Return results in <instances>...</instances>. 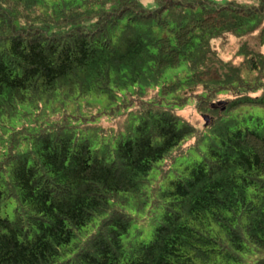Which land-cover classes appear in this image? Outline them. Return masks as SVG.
I'll return each instance as SVG.
<instances>
[{
	"label": "trees",
	"instance_id": "16d2710c",
	"mask_svg": "<svg viewBox=\"0 0 264 264\" xmlns=\"http://www.w3.org/2000/svg\"><path fill=\"white\" fill-rule=\"evenodd\" d=\"M0 264H264V0H0Z\"/></svg>",
	"mask_w": 264,
	"mask_h": 264
},
{
	"label": "rangeland",
	"instance_id": "374dc122",
	"mask_svg": "<svg viewBox=\"0 0 264 264\" xmlns=\"http://www.w3.org/2000/svg\"><path fill=\"white\" fill-rule=\"evenodd\" d=\"M142 2L144 3V5L146 6H151L152 5V2L153 0H142ZM237 51V48H236V44H235V41L232 40L231 41V46L227 49V51L223 52V55L226 57V58H231L234 56V54L236 53ZM223 99H220V103L223 102ZM182 114L188 118L193 124H195L197 127H200L202 128L205 123H206V120L204 118V116L202 115V113H200L198 111V109L192 105V106H187L185 109H183L182 111ZM208 121L209 120V117H208ZM108 124V123H107ZM105 124V125H107ZM12 209H13V204H10L8 206V213L12 216L13 213H12Z\"/></svg>",
	"mask_w": 264,
	"mask_h": 264
},
{
	"label": "water",
	"instance_id": "95a60500",
	"mask_svg": "<svg viewBox=\"0 0 264 264\" xmlns=\"http://www.w3.org/2000/svg\"><path fill=\"white\" fill-rule=\"evenodd\" d=\"M205 120H206V123L208 124L209 121H208V116H204Z\"/></svg>",
	"mask_w": 264,
	"mask_h": 264
}]
</instances>
